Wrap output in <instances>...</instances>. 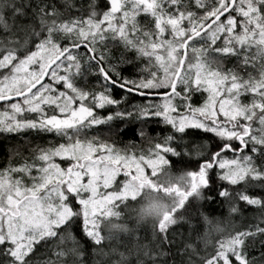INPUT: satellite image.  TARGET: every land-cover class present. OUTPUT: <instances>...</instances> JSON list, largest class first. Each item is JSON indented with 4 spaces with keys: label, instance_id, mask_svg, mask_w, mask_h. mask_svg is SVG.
Listing matches in <instances>:
<instances>
[{
    "label": "snow or ice",
    "instance_id": "obj_1",
    "mask_svg": "<svg viewBox=\"0 0 264 264\" xmlns=\"http://www.w3.org/2000/svg\"><path fill=\"white\" fill-rule=\"evenodd\" d=\"M0 133V264H264V0H0Z\"/></svg>",
    "mask_w": 264,
    "mask_h": 264
},
{
    "label": "trees",
    "instance_id": "obj_2",
    "mask_svg": "<svg viewBox=\"0 0 264 264\" xmlns=\"http://www.w3.org/2000/svg\"><path fill=\"white\" fill-rule=\"evenodd\" d=\"M156 130L159 131L158 128ZM153 134H155V133H153ZM5 135L6 134L0 133V164H2L3 162L6 161V158L8 155V150L15 143L12 140H6ZM25 138L28 140H32V141H34V144H38L41 146L46 145L47 141L53 139L51 136H45L43 138H40V137H37L35 135V133L28 134L25 136ZM114 138L117 139L118 141H122L123 143H128L130 140H133V139H135L137 143L139 142L138 138H134L130 131L126 132L121 137H114ZM189 138L193 139V140L198 139V136H197L195 130L190 132ZM118 146H123V144H119ZM25 155H27V154L25 153ZM57 162H61V161H59V159L57 158ZM166 201H167V198L162 193L157 194V193H153V192H145L143 198L139 202H137L135 205H133L132 207H130L128 209V216L126 217V219H134V218L140 216L142 219L148 220L149 215L147 214L145 209L149 205H152V204L164 205L166 203ZM213 207L215 208V212L212 213V215L214 217L221 218V219L227 217V208L226 207L221 208L219 205H213Z\"/></svg>",
    "mask_w": 264,
    "mask_h": 264
},
{
    "label": "rangeland",
    "instance_id": "obj_3",
    "mask_svg": "<svg viewBox=\"0 0 264 264\" xmlns=\"http://www.w3.org/2000/svg\"><path fill=\"white\" fill-rule=\"evenodd\" d=\"M162 179H163V177H162ZM149 207V206H148ZM148 207L145 209L146 210V212H147V209H148Z\"/></svg>",
    "mask_w": 264,
    "mask_h": 264
}]
</instances>
